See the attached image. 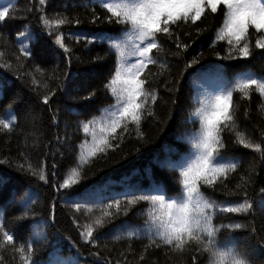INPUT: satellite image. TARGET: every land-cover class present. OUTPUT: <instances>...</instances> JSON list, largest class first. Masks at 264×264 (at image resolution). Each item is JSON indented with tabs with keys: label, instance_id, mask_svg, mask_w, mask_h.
Instances as JSON below:
<instances>
[{
	"label": "snow or ice",
	"instance_id": "6c2138e0",
	"mask_svg": "<svg viewBox=\"0 0 264 264\" xmlns=\"http://www.w3.org/2000/svg\"><path fill=\"white\" fill-rule=\"evenodd\" d=\"M101 7L106 10L103 17L95 12L91 15V23L107 22L110 25H119L109 32L107 39L111 41L110 49L115 50L114 74L105 85V89L110 91L115 102L104 109V115L99 119H92L79 123L78 128H82L83 133L91 135V142L80 145L81 151L78 157L69 164V172L66 178L60 182L57 179V163L51 165V173L44 161L37 164L24 163L15 166V170L36 177L39 181L50 185L57 192L51 203V211L44 217L41 223L47 225L49 220L55 223L56 220V199L62 198L65 204L70 205L80 211L82 206L88 213L93 211L97 205L90 202L98 199L101 203L99 215L95 216L89 223L81 225L78 219L73 217L72 224L79 231V238L85 244L94 247L99 246V230L110 224L117 216L126 214L130 208L138 202H147L148 217L150 223L142 230L120 231L114 235L113 240L119 241L124 238H133L144 231L150 243L145 247L147 252L149 247H160L161 244L169 246L173 251L179 253L188 252V264H202L201 257H207V264H255L253 255L264 256V235H259L255 247L251 253L240 251L231 238L221 241L218 234L224 229H242L251 227L252 235L258 231H264V227L258 230L254 224L242 222H228L217 225L215 223L218 213L244 214L251 213L257 205V200L250 194L255 191V172L258 166H264V129L261 135L256 136L253 130L245 126L241 130L238 126L239 115L234 105V93L239 91L243 99L249 98L252 90L259 92L264 98V77L255 74H236L232 79L227 78L229 65L217 63L205 67L201 65L204 53L199 52L191 59H187L186 53L194 42L193 30L196 36L206 32H213L214 37L209 44L214 48L217 42L226 41L227 48L222 55L216 51L215 57L218 62L235 60L237 58H248L254 55V49L264 50V0H98ZM16 10V5L12 0L0 3V27L5 25ZM64 10H67L65 5ZM26 14L32 15L42 25L41 31L47 29L48 35L55 37V43L63 50V56L67 60L66 70L62 73L64 79L56 87L51 88L47 94L42 96L43 103L49 105L51 99L58 92L68 93L71 83L78 78L71 70L72 60L71 49L65 42V34L61 31V26L75 23L80 24L79 18H71L59 13L53 17L55 7L51 0H38L31 6L24 9ZM222 16V25L212 23L213 16ZM201 28L200 24H205ZM23 30L16 34V43L19 45L17 61L23 58L37 60L36 47L40 43L39 34H34L29 24L21 25ZM183 28L184 31H178ZM255 30L254 33L251 30ZM69 37H75L77 43L81 40L85 46L93 44L97 39H101L102 33H68ZM255 37L254 45L251 38ZM182 37H186L188 42H184ZM26 41H35L30 46ZM174 44L173 49L171 45ZM4 55L0 52V57ZM172 57L173 59H169ZM183 61V67H179ZM158 67L159 72L153 73L149 66ZM200 65V67H196ZM11 61L0 65L9 68ZM173 67L178 68L177 75L172 79H164L162 87L171 94V104L176 105L177 96L180 93L183 82L188 77L195 78V88L199 99V107L196 109L193 121L198 118L199 128L190 137L191 149L189 153L182 154L180 158L170 164L173 170L180 169L179 178L182 183V190L176 189L168 179L158 176L153 172L150 187H145L139 182L136 185H129L128 191H121L115 194L106 193L104 196H95L96 186L85 187L82 190H75L73 186L79 184L88 177L82 174V166L89 163L90 158L97 154H106L107 149H118L119 144L111 143L116 137L123 136L128 131L129 124H134L137 139H144L145 134L141 129L142 121L155 117V106L160 93L157 87L153 86L151 76H172ZM42 75L44 69L36 66L35 69ZM147 70V71H146ZM59 79V77H57ZM32 83L36 84L35 77ZM47 88V83L44 84ZM0 91L3 86L0 84ZM96 95L95 91L89 92L85 99H90ZM264 112V103L260 105ZM244 115L248 112L245 110ZM171 119V112L169 114ZM17 116L12 114L11 109L5 118H0V133L10 135L14 131ZM52 122L59 125V117L53 116ZM118 129L123 132L118 133ZM234 133L235 142L225 135ZM55 143L60 148L69 143L67 129L65 135H57ZM50 141L48 145L41 147L46 149L45 156L51 155L55 161L57 152L60 156L65 153L51 150ZM243 146L252 149L258 154L259 160L253 157L249 161V166L244 175L240 176V183L235 185V189L227 191L229 173L238 170L240 158L227 156L236 146ZM74 151V148L72 149ZM140 151V149H137ZM30 159L27 151L23 154ZM119 161H117L118 163ZM73 164L75 166H73ZM0 165L12 166L7 159L0 160ZM135 171V170H134ZM10 181L6 175H0V191ZM106 183V182H105ZM218 185H223L226 196H237V200H217L203 189L210 188L215 192ZM61 190L65 191L64 197H60ZM18 190L13 188L11 196H15ZM139 192L140 194H136ZM33 195L36 199L33 200ZM242 196V198H241ZM107 203H103V200ZM26 211L24 216L36 212L34 205L38 203V192L31 188L27 199L23 197ZM10 199L5 203H11ZM259 207L264 210V187L259 188ZM32 207H29V205ZM20 219H23L21 217ZM19 227V225H18ZM123 227V226H122ZM40 233H37L39 237ZM59 238V232L54 234ZM0 248L11 246L15 252L20 253L21 264H44L38 260L36 244L37 240L30 243L20 242L17 232L7 228L3 215L0 214ZM44 239H47L45 236ZM71 239V237H68ZM75 246V244L73 245ZM94 257L93 264H101V254L90 252ZM140 261L146 257L140 256ZM75 264H81L77 258ZM103 264H110L104 260ZM117 264H120L117 261Z\"/></svg>",
	"mask_w": 264,
	"mask_h": 264
},
{
	"label": "trees",
	"instance_id": "16d2710c",
	"mask_svg": "<svg viewBox=\"0 0 264 264\" xmlns=\"http://www.w3.org/2000/svg\"><path fill=\"white\" fill-rule=\"evenodd\" d=\"M6 2L8 0H0V3ZM12 2L16 5V10L12 13L13 18L0 27V52L4 53L0 57V65L11 61L9 68L0 67V84L3 86V91H0V118H5L11 109L12 114L17 116V121L12 134L0 133V160L7 159L12 165H0V175L10 178L0 191V214L3 215L7 228L18 233L20 240L17 246L20 242L30 243L37 240L36 258L44 261V264H75L77 258L81 264H93L95 258L89 255L90 252L101 254V264L104 260L110 261V264H117V261L120 264H188V252H175L163 244L160 247H149L145 252V247L150 241L144 231H140V234L133 238H124L119 241L112 239L114 235L120 234V231L132 229L139 231L148 226L150 218L147 213L150 205L147 202H138L126 214L117 216L110 224L100 229L98 247L81 241L79 231L72 224L73 217L84 225L99 215L98 205L101 201L98 199L90 202L89 206L92 204L97 206L88 213L83 206L77 212L76 209L65 204L62 198H57L55 223L50 220L47 225L41 223L42 219L49 215L51 203L57 197V192L36 177L26 176L16 171L15 166L24 163L27 167L28 163L37 164L44 161L50 174L51 165L55 162L58 169L57 179L62 182L66 178L70 170L69 164L81 151L80 145L86 141L91 142V135L86 136L82 128H78L77 125L88 120L99 119L104 115L103 110L115 102L110 91L105 89V85L114 74L116 60L115 50L109 51L111 41L106 37L110 31L120 26L110 25L107 22L91 23L93 12L103 17L106 11L98 0H51L56 10L51 13L53 17L63 13L71 18H79L82 22L78 25L70 23L61 26V31L65 34V42L71 49V70L78 78L72 81L67 94L63 91L58 92L49 105H45L42 96L51 88L58 86L64 79L62 73L66 70L67 60L63 56V50L55 43L54 35L49 36L47 29L41 31L42 25L37 19L24 11L33 2L38 3V0H12ZM197 23L203 28L208 22ZM212 23L217 26L222 25V16L216 18L214 15ZM24 24H29L34 34H39L41 37L36 47L37 60L35 61L31 59L24 61L23 58L20 61L16 60L19 49L16 34L19 30H23L21 25ZM214 30L198 37L193 30L194 42L186 53L187 59L203 52L204 58L201 60V65L205 67L217 63L229 65L228 79L240 73L264 77V50L261 49H254V55L248 58L218 62L214 53L220 51L223 55L227 42H217L214 48H210ZM178 31L182 32L184 29L181 28ZM251 31L254 33L255 30ZM69 32H96L102 33L103 36L86 47L83 40L77 43L75 37H69ZM182 40L188 42L186 37H182ZM251 42L254 45V36ZM26 43L32 46L35 41H26ZM171 47L174 49L175 45L172 44ZM169 59L173 58L169 57ZM37 65L44 69L43 75L35 70ZM149 67L153 73L160 71L158 67L151 65ZM179 67H183V61H180ZM196 67L199 68L200 65ZM177 72L178 68L173 67L172 76L149 75L153 86L157 87L160 93V99L155 106V117L142 121L141 129L145 138L137 139L134 124H129L128 131L124 132L122 137L118 135L115 140L110 138L111 143L119 144L120 147L115 150L107 149L106 154H97L96 157L90 158L89 163L82 166V174L88 178L73 186L75 190L89 187L91 191L90 186H96L95 196H104L106 193L128 191L129 185H136L138 182L145 187H150L153 172L168 179L176 189L182 190L180 169L173 170L170 164L182 154L192 151L190 137L199 128L198 118L193 121L192 117L200 105L194 77H188L183 82L176 105L171 104V94L162 87V84L165 78L172 79ZM33 77L37 81L36 84L32 83ZM45 83L48 85L47 88L44 87ZM92 91H95L96 95L85 99ZM262 103L264 98L255 90L250 91L248 99H243L242 94L235 91L233 107L239 115L237 123L241 130L246 126L247 129L253 130L256 136L261 135V130L264 129V112L260 107ZM245 110L248 112L247 116L244 115ZM170 112L171 119H169ZM53 116L59 117L58 126L53 124ZM65 129H67L69 143L60 148L56 145L55 138L57 135L64 136ZM117 131L121 133L123 129ZM225 135L235 142L234 133L226 131ZM50 141L53 152H57L59 148L65 153L64 156H60L57 152L55 161L50 154L45 156L46 149L41 147L48 145ZM25 151L29 153L30 159L23 155ZM225 155L240 158L238 170L235 173H229V180L226 181L227 191H231L235 189L237 183L241 182L240 176L246 173L249 161L253 157L259 160V156L252 149L243 148L238 144ZM254 176L256 182L250 188L254 187L255 191L250 194L257 200V205L252 212L250 214L218 213L215 220L217 225L231 221L254 224L258 230L264 227V210H261L258 202L259 188L264 187V166H258ZM30 186L38 192V203L34 205L36 209L34 215L29 213L24 216L26 209L21 198L27 199ZM13 188L18 190L15 196H11ZM203 190L217 200L238 199L237 196H226L223 185H218L215 192L206 187ZM64 195L65 191L61 190L59 196L64 197ZM10 197L13 202L5 203ZM32 198L35 200L36 196L33 195ZM103 203H107V200H103ZM29 207L32 205L30 204ZM21 217L23 219H20ZM56 232H59V238L54 235ZM37 233H40L39 237ZM259 235H264V231H258L256 235H252L251 227H246L238 230L224 229L218 234V238L225 241L230 237L240 251L251 253ZM45 236L47 239H44ZM141 255L146 257L144 261H140ZM252 259L255 264H264V256L253 255ZM201 261L202 264H207L206 255L201 257ZM0 264H21L20 253L15 252L11 246L0 248Z\"/></svg>",
	"mask_w": 264,
	"mask_h": 264
}]
</instances>
